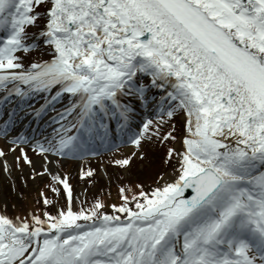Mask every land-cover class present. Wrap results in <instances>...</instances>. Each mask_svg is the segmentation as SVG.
<instances>
[{
    "label": "snow or ice",
    "instance_id": "obj_1",
    "mask_svg": "<svg viewBox=\"0 0 264 264\" xmlns=\"http://www.w3.org/2000/svg\"><path fill=\"white\" fill-rule=\"evenodd\" d=\"M9 104L0 171L13 154L54 199L42 189L23 216L4 203L0 264H264V0H0V113ZM49 111L50 134L11 135ZM110 151L125 172L154 170L151 184L74 210L49 157Z\"/></svg>",
    "mask_w": 264,
    "mask_h": 264
},
{
    "label": "rangeland",
    "instance_id": "obj_2",
    "mask_svg": "<svg viewBox=\"0 0 264 264\" xmlns=\"http://www.w3.org/2000/svg\"><path fill=\"white\" fill-rule=\"evenodd\" d=\"M6 143L0 141V146H5ZM126 147L120 149L121 153L128 154L129 150ZM162 151V150H161ZM28 156L32 159L36 171H42V164H36V159L41 155L31 153L27 150ZM114 151L109 155H105L97 160L77 164L68 161H62L57 165L54 161V170L59 171L62 175L66 174L73 188V209L78 210L82 206L81 202H85L83 206H89L94 197H99L106 203H118V188L123 184L134 186L137 183H144L147 188L152 182L154 170L147 169L142 166L139 161L133 165L131 169L125 172L123 169L110 163V159ZM13 154H8L11 156ZM19 155V151L15 153ZM15 163L14 159L12 165ZM23 171L20 168L13 166L11 175L0 171V210H4V203H7V213L9 216H23L27 210L41 208V205L36 203L39 198V193L43 189L50 199H54L53 195L45 188L50 177L44 176L37 178L35 181L30 179L32 169L27 165L22 164ZM81 168L87 170L94 168L96 171L92 178L93 182L89 183L87 177L81 178ZM46 179V182L40 183V180ZM27 183L25 185V181ZM50 181V180H49ZM15 184V190L13 189ZM17 193L22 196V199L17 198ZM50 211H55L49 206ZM111 211V209H109Z\"/></svg>",
    "mask_w": 264,
    "mask_h": 264
},
{
    "label": "bare ground",
    "instance_id": "obj_3",
    "mask_svg": "<svg viewBox=\"0 0 264 264\" xmlns=\"http://www.w3.org/2000/svg\"><path fill=\"white\" fill-rule=\"evenodd\" d=\"M132 147V146H131ZM131 147H127V149H129V148H131ZM7 158V160H8V162H9V164H11L12 165V162H13V159H14V156L13 155H11V156H7L6 157ZM49 160H50V167L53 169L54 168V161H55V159L53 158V157H49ZM45 163V161L43 160V158H42V156L41 157H39L38 159H36V164H44ZM13 166L15 167V163L13 164ZM46 182V180L45 179H43V180H40V182H39V184L40 183H45Z\"/></svg>",
    "mask_w": 264,
    "mask_h": 264
}]
</instances>
